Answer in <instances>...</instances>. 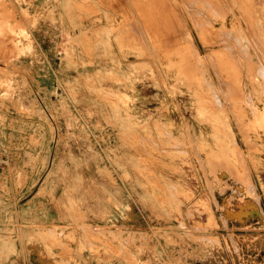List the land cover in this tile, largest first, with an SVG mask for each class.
Masks as SVG:
<instances>
[{
  "label": "rangeland",
  "instance_id": "1",
  "mask_svg": "<svg viewBox=\"0 0 264 264\" xmlns=\"http://www.w3.org/2000/svg\"><path fill=\"white\" fill-rule=\"evenodd\" d=\"M77 1L0 0V264H264L263 0Z\"/></svg>",
  "mask_w": 264,
  "mask_h": 264
},
{
  "label": "bare ground",
  "instance_id": "2",
  "mask_svg": "<svg viewBox=\"0 0 264 264\" xmlns=\"http://www.w3.org/2000/svg\"><path fill=\"white\" fill-rule=\"evenodd\" d=\"M77 1V0H76ZM107 1V0H106ZM240 1H242V0H240ZM260 2H262V0H259ZM205 2V1H204ZM239 2V1H238ZM236 3V4H238L239 5V3ZM245 2V1H244ZM255 4H256V6H257V2L258 1H256L255 0ZM263 2H264V0H263ZM74 3H75V0H74ZM77 3H78V1H77ZM107 3H108V1H107ZM206 3V2H205ZM204 3V4H205ZM208 3V2H207ZM76 4V3H75ZM211 4V3H210ZM254 4V3H253ZM254 4V5H255ZM259 4L260 3H258V8H259ZM78 5V4H77ZM157 5V4H156ZM230 5V4H229ZM237 5V6H238ZM240 5H242V3L240 4ZM240 5H239V7H240ZM262 5V4H261ZM81 6H83V5H81ZM116 6V5H115ZM204 6V5H203ZM4 7V6H3ZM6 7V6H5ZM139 7V8H138ZM138 7H136V8H138V12H139V16H140V19H141V21H143L144 20V18H145V21L147 22V23H149L151 26H148L149 28L151 27V28H153V31H152V29H151V31L154 33V29L155 30H157L158 32L157 33H159V32H166V35L168 36V38L166 37V35H165V37L168 39H166V42H167V44L171 41V39H172V37H174V36H172V37H169L170 36V34H171V31H172V29H171V27H169L170 29H171V31H168L166 28H163V29H161L162 28V25L161 24H167V25H169L168 23H166V18H167V16H166V14L164 13V12H162V13H160L159 11H154V8H152L151 6L150 7H147L145 10H148V11H141L140 10V6H138ZM155 7V6H154ZM161 7H162V5H161ZM204 7H206V6H204ZM229 7V6H228ZM239 7H237L238 8V10L241 8H239ZM253 7V6H252ZM262 7H264L263 5H262ZM261 7V8H262ZM163 8V7H162ZM186 8V7H185ZM191 8V7H190ZM207 8V7H206ZM244 8H245V6H244ZM256 8V7H255ZM261 8H260V10H261ZM263 9V8H262ZM241 10V9H240ZM243 10V9H242ZM242 10L240 11V13H245L244 11L242 12ZM245 10V9H244ZM247 10V9H246ZM250 10V9H249ZM256 10V9H255ZM188 11V10H187ZM232 11V10H231ZM262 11V10H261ZM48 12V11H47ZM137 12V11H136ZM248 12V11H247ZM255 12V11H254ZM253 12V13H254ZM257 12V11H256ZM146 13H148V14H146ZM211 13V12H210ZM249 13V12H248ZM250 13H252V10H251V12ZM259 13V12H258ZM260 13H262V12H260ZM110 14V13H109ZM213 14H214V12H213ZM247 14V13H246ZM263 14H264V11H263ZM138 15V14H137ZM258 15V14H257ZM110 16H112V15H110ZM146 16V17H145ZM252 16V15H251ZM256 16V15H255ZM253 17H254V15H253ZM257 17V16H256ZM258 17H259V15H258ZM257 17V18H258ZM262 17H263V15H262ZM261 17V18H262ZM143 18V19H142ZM213 18V17H212ZM255 18V17H254ZM263 19V18H262ZM201 20V19H200ZM257 21H258V19H256ZM264 20V19H263ZM89 21V20H88ZM262 22H264V21H262ZM96 23V22H95ZM113 23V22H112ZM144 24H146L145 22H143ZM198 23V22H197ZM94 24V23H93ZM98 24V23H97ZM172 24V23H171ZM170 24V25H171ZM200 24V23H199ZM262 24V23H261ZM114 25V24H113ZM121 25V24H120ZM126 25V24H125ZM129 25V24H128ZM140 25H142V24H140ZM147 25V24H146ZM173 25V24H172ZM177 25V24H176ZM260 25V24H259ZM123 26V25H122ZM145 26V25H144ZM258 26V25H257ZM105 27V26H104ZM131 27V26H130ZM139 27V26H138ZM143 27V26H142ZM147 27V28H148ZM262 27H263V25L260 27L261 29H262ZM127 28V27H126ZM125 28V29H126ZM132 28H133V26H132ZM136 28V27H135ZM141 28V27H140ZM145 28H146V26H145ZM146 28V29H147ZM148 28V29H149ZM128 29H130L129 27H128ZM147 29V30H148ZM169 29V30H170ZM173 29H175V27L173 28ZM264 29V28H263ZM0 30H2V29H0ZM104 30V29H103ZM127 30V29H126ZM125 30V31H126ZM133 30H135V29H133ZM137 31L139 30L138 28L136 29ZM141 30V29H140ZM177 30V29H176ZM124 30H122V32H123ZM124 31V32H125ZM132 31V30H131ZM150 31V32H151ZM0 32H2V31H0ZM81 32V31H80ZM127 32V31H126ZM132 32H135V31H132ZM148 32H149V30H148ZM149 32V33H150ZM151 32V33H152ZM175 32V31H174ZM119 33H121L120 31L118 32V34ZM130 33V32H129ZM144 33V32H143ZM172 33H173V31H172ZM176 33V32H175ZM134 34H136V33H134ZM142 34V33H141ZM146 34V33H145ZM174 34V33H173ZM137 36H138V32H137V34H136ZM159 35V34H158ZM172 35V34H171ZM16 36V35H15ZM15 36H14V38H15ZM118 36L120 37V34L119 35H117V37L116 38H118ZM122 36V35H121ZM129 37H128V39H127V37H125L128 41H129V39L130 38H132V36L134 37V35L132 34L131 35V37H130V35H128ZM150 36V35H149ZM154 36V35H153ZM9 37H11V36H9ZM139 37V36H138ZM137 37V38H138ZM144 37V36H143ZM151 37H152V35H151ZM12 38V37H11ZM19 38V37H18ZM123 38V37H122ZM140 38H142V36H140ZM139 38V39H140ZM145 38V37H144ZM143 38V39H144ZM164 38V37H163ZM264 38V37H263ZM100 39H101V37H100ZM119 39H121V38H118V40ZM161 39V38H160ZM1 40V39H0ZM102 40V39H101ZM100 40V41H101ZM145 40V39H144ZM148 40V39H147ZM152 40V39H151ZM154 40H157V39H154ZM159 40V39H158ZM157 40V41H158ZM77 41V40H76ZM97 41V40H96ZM143 41V40H142ZM153 41V40H152ZM156 41V42H157ZM161 41H162V39H161ZM173 41V40H172ZM170 42V43H173L174 45L176 44V43H174V42ZM248 41V40H247ZM117 42H120V41H117ZM116 42V43H117ZM141 42V41H140ZM163 42V41H162ZM249 42H251V41H249ZM105 44H106V42H104ZM121 43V42H120ZM143 43V42H142ZM159 43H161V42H159ZM165 43V42H164ZM16 44V43H15ZM123 44V43H122ZM134 44V43H133ZM144 44V43H143ZM143 44H142V46H143ZM146 44V43H145ZM145 44H144V46H145ZM157 44V43H156ZM166 44V43H165ZM251 44V43H250ZM119 44H117V46H118ZM158 45V44H157ZM160 45H162V43L160 44ZM164 45V44H163ZM8 46V45H7ZM147 46V45H146ZM173 46V45H172ZM132 47V46H131ZM159 47V46H158ZM161 47V46H160ZM159 47V48H160ZM264 47V46H263ZM3 48V47H2ZM8 48V47H7ZM6 48V49H7ZM89 48V47H88ZM142 48V47H141ZM156 48V47H155ZM1 49V48H0ZM4 49V48H3ZM144 49V47L142 48V50ZM146 49H147V47H146ZM157 49V48H156ZM2 50V49H1ZM0 50V51H1ZM148 50V49H147ZM147 50H145V51H147ZM6 51V50H5ZM89 51V50H88ZM154 51V50H153ZM87 52V51H86ZM143 52H144V50H143ZM6 53V52H5ZM149 53H150V51H149ZM88 54H90L89 52H88ZM146 54V53H145ZM153 53L151 52V55H152ZM257 54V53H256ZM262 54V53H261ZM258 55V54H257ZM148 56H150V54L148 55ZM155 56V55H154ZM164 56V55H163ZM263 56V55H262ZM157 58V57H156ZM260 58V57H259ZM264 58V57H263ZM262 58V59H263ZM93 59V58H92ZM250 59V58H249ZM142 60V59H141ZM146 60V59H145ZM244 60H246V57H245V59ZM246 61H248V60H246ZM141 62V61H140ZM139 62V64H142L143 62H141L140 63ZM146 62H147V60H146ZM168 63V62H167ZM143 64H145L146 65V63H143ZM142 64V65H143ZM148 64V63H147ZM219 64V63H218ZM235 64V63H234ZM263 64V63H262ZM149 65H150V63H149ZM217 65V64H216ZM221 65H223V64H221ZM260 65H261V63H260ZM155 66V65H154ZM181 66V65H180ZM161 67V66H160ZM165 67H166V65H165ZM262 67V66H261ZM157 68V67H156ZM167 68V67H166ZM172 68V67H171ZM180 68V67H179ZM219 68H221V67H219V65H218V69ZM75 69V68H74ZM152 69V68H151ZM256 69V68H255ZM186 70V69H185ZM188 70V69H187ZM183 71V70H182ZM91 73V72H90ZM156 73H157V70H156ZM115 74V76H116V73H114ZM158 74V73H157ZM162 74V73H161ZM235 74V73H234ZM124 76V75H123ZM190 76V75H189ZM235 76H236V74H235ZM155 77V76H154ZM159 77V76H158ZM187 77V76H186ZM90 78V77H89ZM162 78V77H161ZM237 78V77H236ZM240 78V77H239ZM251 78V77H250ZM92 79V78H91ZM117 79V78H116ZM123 79V78H122ZM127 79V78H126ZM250 80V79H249ZM252 80V79H251ZM124 81V80H123ZM253 81V80H252ZM125 82V81H124ZM220 82V81H219ZM164 83V82H163ZM219 84H221V83H219ZM224 84V83H223ZM223 84H221V85H223ZM238 84V83H237ZM226 85V84H225ZM239 85H241V84H239ZM254 87V86H253ZM220 88H222V87H220ZM240 89H241V87H239ZM255 90V89H254ZM101 91V90H100ZM196 93V92H195ZM98 96V95H97ZM199 98V97H198ZM207 106V105H206ZM161 107V106H160ZM175 107V106H174ZM87 108V107H86ZM166 108H168V107H166ZM235 112H237V114H239V115H241L240 113H238V112H241V111H239V110H236ZM244 114V113H243ZM243 114L241 115V116H243ZM85 115H86V113H85ZM128 117V116H127ZM238 117V116H237ZM88 118V117H87ZM169 119V118H168ZM153 120V119H152ZM157 120V119H156ZM155 121V120H154ZM211 121V120H210ZM240 121H242L241 119H240ZM156 122H158V121H156ZM156 122H155V124H156ZM169 122H171V121H169ZM168 122V123H169ZM238 123H239V121H237ZM159 123V122H158ZM209 123V122H208ZM212 123H215V122H212ZM242 123H243V121H242ZM169 125V124H168ZM214 125V124H213ZM240 124H238V126H239ZM142 126V125H141ZM241 126H242V124H241ZM248 126V125H247ZM247 126H245V127H247ZM250 126V125H249ZM252 126H253V124H252ZM213 127V126H212ZM240 127V126H239ZM243 127V126H242ZM242 127H240V128H242ZM255 127V126H254ZM131 128V127H130ZM129 127H128V129H130ZM250 128V127H249ZM162 129V128H161ZM242 129H244V128H242ZM155 130H157V129H155ZM163 130V129H162ZM165 130V129H164ZM162 131V132H164L165 133V131ZM246 130H247V128H246ZM131 131H133V129L131 130ZM161 131V130H160ZM134 132V131H133ZM129 133H130V130H129ZM131 134V133H130ZM133 134V133H132ZM134 134H135V132H134ZM121 135V134H120ZM122 136V135H121ZM138 136H140V135H138ZM133 137V136H132ZM134 137H136L135 135H134ZM140 137H142V135L140 136ZM191 137V136H190ZM219 137V136H218ZM217 137V138H218ZM139 138V137H138ZM140 140V139H139ZM154 141H156V140H154ZM161 141V140H160ZM187 143V142H186ZM162 144V143H161ZM157 145V144H156ZM160 146H162V145H160ZM163 148V147H162ZM158 151H160V150H158ZM161 152H162V150H161ZM145 153V152H144ZM165 153V152H164ZM168 153V152H167ZM221 153H223L224 155H226V153L225 152H223V150L221 151ZM215 154H216V152H215ZM216 156V155H215ZM212 157H214V155L212 156ZM140 158V157H139ZM221 158H223V156H221ZM142 159H143V157H142ZM146 159V158H145ZM216 159V158H215ZM222 160V159H221ZM138 161H139V159H138ZM146 161H147V159H146ZM140 162V161H139ZM142 162H143V160H142ZM148 162H149V160H148ZM224 162V161H223ZM147 163V162H146ZM136 165V164H135ZM145 165V164H144ZM143 165V166H144ZM141 166H142V164H141ZM137 167V166H136ZM139 167V166H138ZM139 169V168H138ZM145 169V168H144ZM125 175H126V172H125ZM156 186V185H155ZM161 190V189H160ZM158 191V190H157ZM161 195V194H160ZM158 197H160V196H158ZM163 198H164V196H163ZM161 200H162V198H161ZM166 200V199H165ZM164 199L162 200V201H165ZM161 201V202H162ZM166 202V201H165ZM20 227V226H19ZM43 228V227H42ZM19 229V228H18ZM41 229V228H40ZM117 229V228H116ZM42 231V230H41ZM50 231V230H49ZM51 231H53L52 229H51ZM46 232L48 233V231L46 230ZM45 232V233H46ZM121 249V248H120ZM116 254H117V252H116ZM56 262V261H55Z\"/></svg>",
  "mask_w": 264,
  "mask_h": 264
}]
</instances>
